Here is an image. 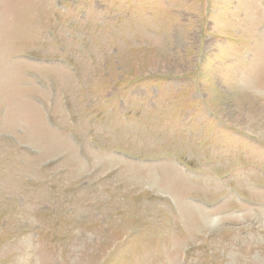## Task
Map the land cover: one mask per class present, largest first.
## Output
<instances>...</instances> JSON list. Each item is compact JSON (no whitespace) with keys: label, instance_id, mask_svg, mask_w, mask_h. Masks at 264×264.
<instances>
[{"label":"rangeland","instance_id":"374dc122","mask_svg":"<svg viewBox=\"0 0 264 264\" xmlns=\"http://www.w3.org/2000/svg\"><path fill=\"white\" fill-rule=\"evenodd\" d=\"M0 264H264V0H0Z\"/></svg>","mask_w":264,"mask_h":264}]
</instances>
